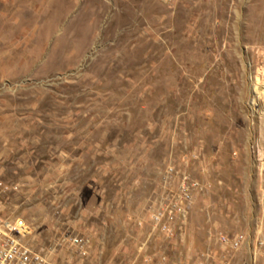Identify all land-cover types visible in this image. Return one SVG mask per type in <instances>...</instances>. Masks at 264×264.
<instances>
[{"label":"rangeland","instance_id":"rangeland-1","mask_svg":"<svg viewBox=\"0 0 264 264\" xmlns=\"http://www.w3.org/2000/svg\"><path fill=\"white\" fill-rule=\"evenodd\" d=\"M0 205L59 264H264V0H0Z\"/></svg>","mask_w":264,"mask_h":264},{"label":"built area","instance_id":"built-area-1","mask_svg":"<svg viewBox=\"0 0 264 264\" xmlns=\"http://www.w3.org/2000/svg\"><path fill=\"white\" fill-rule=\"evenodd\" d=\"M182 195L184 199L188 197L187 192H183ZM182 211L183 207L178 206L177 203L171 207L156 209L150 216L152 230H158L166 237H171L174 234L172 222L176 212L182 213ZM30 233V226L24 220L7 215L0 205V264H59L47 253L30 246L28 242ZM216 240L220 246L233 250L243 246L245 237L242 233L231 236L218 234ZM63 242L80 256H86L90 249L88 237L75 235L65 238ZM254 246L264 247V236L256 235ZM209 259L210 256L205 255L196 259L194 264H208Z\"/></svg>","mask_w":264,"mask_h":264},{"label":"crops","instance_id":"crops-1","mask_svg":"<svg viewBox=\"0 0 264 264\" xmlns=\"http://www.w3.org/2000/svg\"><path fill=\"white\" fill-rule=\"evenodd\" d=\"M17 218H19V217H17ZM20 219H22V218H20ZM22 220H24V219H22ZM25 221V220H24ZM25 222H27V221H25ZM28 223V222H27Z\"/></svg>","mask_w":264,"mask_h":264}]
</instances>
